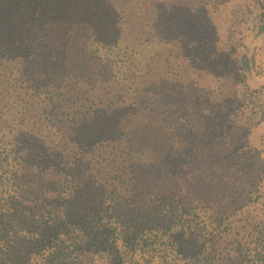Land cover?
Returning <instances> with one entry per match:
<instances>
[{
  "label": "trees",
  "instance_id": "obj_1",
  "mask_svg": "<svg viewBox=\"0 0 264 264\" xmlns=\"http://www.w3.org/2000/svg\"><path fill=\"white\" fill-rule=\"evenodd\" d=\"M210 1L0 0V264H264V84Z\"/></svg>",
  "mask_w": 264,
  "mask_h": 264
},
{
  "label": "rangeland",
  "instance_id": "obj_2",
  "mask_svg": "<svg viewBox=\"0 0 264 264\" xmlns=\"http://www.w3.org/2000/svg\"><path fill=\"white\" fill-rule=\"evenodd\" d=\"M203 1H208V0H203ZM216 1L217 0H211L210 5L214 4ZM244 1L245 0H230L225 5L221 4L218 11H215V9H213L212 14H213L215 23L221 28L220 30L222 33H219L220 36H222L221 44L225 46L231 44V49L234 52L233 58L237 63L240 61V65L244 64L245 71H246V74L248 75V78L254 83L264 84V72L262 74H259L258 71L260 72V70L256 68L257 64L254 62V56L258 53L257 49L260 48V46L262 45L264 41V21L257 28H255V30L247 31L250 28L249 26L253 25V23L255 22V18L260 17L257 12V7H259V4L255 0H250L251 4H248L245 7L241 8L240 5H235L237 2H244ZM236 7L239 8V13L243 14V17H244L243 27H241L238 23V20H239L237 18L238 12L237 13L233 12ZM232 25L236 27L237 31L240 30L241 32L243 31L244 33L247 32L248 37L244 43L245 44L244 46H239V43L237 42L235 37L227 34L229 27L231 30ZM237 25L241 27L242 29H238ZM245 58L247 59L245 60ZM171 60L172 62L168 61L166 57L165 61L163 62V67L157 72H155L156 79H159L160 76H165L168 73L175 74V71L180 70L177 64L181 65L182 70L184 71V76L187 79L190 80L194 78L196 74L188 73V70H191V69L187 67V65H184L180 59L176 61L175 58L172 56ZM201 79L200 80L202 81L203 85L205 86L212 85V78L210 76L207 75ZM225 87L228 88L227 86ZM110 90L112 92L111 96L116 97L114 94L115 91L113 87H111ZM139 95H140V91H138V93L134 92L132 96L131 95L130 96L132 98L137 99ZM253 95L258 96L256 94H253ZM138 99H140V97H138ZM247 100H248L249 107L251 108L245 114H242L239 119L252 118L253 116H255L251 112L257 109L256 100L258 101L259 98L250 96V98H247ZM143 105L146 106V104H143ZM139 116L145 119H149L151 117V113L146 114V116H142L141 114ZM259 118L260 117L256 116L254 121L258 120ZM259 124L260 123H257L254 127L252 126V129L254 130V133L252 135L253 145L258 146L259 150L258 152H256V154L251 153L250 155V157H256V158H259L257 157V155H260V157L262 155V157L259 160H256V159L252 160L253 162L258 161L257 162L258 169L262 165V161L264 159V122L261 123L260 125ZM174 141L176 142V145L173 144ZM169 144H173L174 146H181V144L179 143V140H175V139H169Z\"/></svg>",
  "mask_w": 264,
  "mask_h": 264
}]
</instances>
